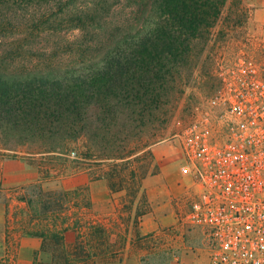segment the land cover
<instances>
[{
    "label": "trees",
    "instance_id": "obj_1",
    "mask_svg": "<svg viewBox=\"0 0 264 264\" xmlns=\"http://www.w3.org/2000/svg\"><path fill=\"white\" fill-rule=\"evenodd\" d=\"M245 10V0H0V160L21 159L39 172L5 185L0 170L5 255L16 235L28 234L50 254L32 264L118 259L131 238L122 212L100 218L86 184L47 187L45 161L105 178L110 190L114 180L119 189L134 185L130 163L151 155L165 134L202 51L197 41L242 23ZM88 48L100 53L85 59ZM201 72L202 86L211 85L215 77ZM73 193L81 196L71 216L55 199ZM70 227L73 243L64 236Z\"/></svg>",
    "mask_w": 264,
    "mask_h": 264
},
{
    "label": "rangeland",
    "instance_id": "obj_2",
    "mask_svg": "<svg viewBox=\"0 0 264 264\" xmlns=\"http://www.w3.org/2000/svg\"><path fill=\"white\" fill-rule=\"evenodd\" d=\"M245 5V21L232 25L227 32L217 33L216 28V37H212L206 44L197 41L196 49L202 51L193 69L192 78L187 85L182 86V96L165 134L151 144L154 149L151 155H140L130 163V167L137 174V182L132 185L127 181V188L119 189L120 182L114 180L115 183L111 184L113 190L108 188L116 193V202L113 208L101 212L100 218L122 212L128 235L131 237L113 264H206L204 238L186 217L185 209L194 191V184L189 176L178 170L176 157L179 144L175 133L186 126L196 114L208 111L209 98L222 87L224 78L235 75L241 67L250 68L253 73L264 76V0H245ZM83 53L84 58L88 59L98 55L100 50L88 48ZM201 68L215 77L211 85L202 86V81L208 76L202 74ZM79 146L81 148L82 143L76 144L74 149L79 150ZM69 157L76 158V155ZM1 161V168L6 166L9 174L16 173L22 162L13 158H3ZM45 162L52 166L48 167L51 181L45 183L51 189L73 190L82 186L84 179H87L86 173L77 172L71 166L61 171L52 162ZM6 179L5 185L21 184L12 175ZM96 179H103L108 187L107 179ZM25 191L31 192L30 187ZM87 192L91 196L88 185ZM80 196V193H73L68 198L56 197L55 200L58 199L62 206L69 207L72 216L78 211L74 203L80 201ZM107 202V198H98L94 205H104ZM146 213L147 232H142L140 225ZM6 253L8 255L4 254L0 246V264H27L24 258L18 257L16 243ZM49 256L40 246V251L33 253L28 264H32L35 259H46Z\"/></svg>",
    "mask_w": 264,
    "mask_h": 264
},
{
    "label": "built area",
    "instance_id": "obj_3",
    "mask_svg": "<svg viewBox=\"0 0 264 264\" xmlns=\"http://www.w3.org/2000/svg\"><path fill=\"white\" fill-rule=\"evenodd\" d=\"M208 106L175 133L178 170L194 184L186 217L206 264H264V76L241 67Z\"/></svg>",
    "mask_w": 264,
    "mask_h": 264
},
{
    "label": "crops",
    "instance_id": "obj_4",
    "mask_svg": "<svg viewBox=\"0 0 264 264\" xmlns=\"http://www.w3.org/2000/svg\"><path fill=\"white\" fill-rule=\"evenodd\" d=\"M151 152L154 150L153 146H150ZM21 160V159H17ZM19 164L16 173L9 174L7 171V167H2L0 164V170L4 177L12 175L17 182L23 184L32 180H36L39 176L38 168L36 165H32L27 163L24 160ZM2 161L0 160V163ZM51 180L45 181V183H49ZM23 182V183H22ZM88 185L90 194L92 199L95 201L98 198H107L108 202L104 205H98L96 210L98 212H103L107 208H113L114 203L116 202V193L112 192L106 186V183L103 179H84L82 185ZM0 231L4 228V213L5 206L2 202H0ZM148 219L147 213L144 214L143 220L141 221L140 229L142 232H147L145 228L146 220ZM65 240L68 242H72L76 237V230L72 227L66 229ZM41 237L37 235H28V234H19L16 236V246H17V254L19 258H24V261L28 264L31 261L32 255L35 252L40 251L41 246ZM18 262V261H17Z\"/></svg>",
    "mask_w": 264,
    "mask_h": 264
}]
</instances>
